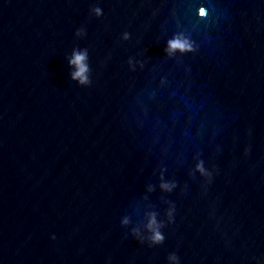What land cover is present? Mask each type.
I'll use <instances>...</instances> for the list:
<instances>
[{"label":"water","instance_id":"1","mask_svg":"<svg viewBox=\"0 0 264 264\" xmlns=\"http://www.w3.org/2000/svg\"><path fill=\"white\" fill-rule=\"evenodd\" d=\"M0 264H264V0H0Z\"/></svg>","mask_w":264,"mask_h":264},{"label":"clouds","instance_id":"2","mask_svg":"<svg viewBox=\"0 0 264 264\" xmlns=\"http://www.w3.org/2000/svg\"><path fill=\"white\" fill-rule=\"evenodd\" d=\"M97 14L99 15V9L96 10ZM188 49L187 42L181 41L179 39L173 40L169 42V50H180L184 51ZM86 59V54L83 53H77L74 54V59L71 61V64L75 65L77 67V72L74 74L73 79H79L81 83H85L87 80V77L85 76V73L87 72V66L84 63ZM161 237L159 234H156V240H160Z\"/></svg>","mask_w":264,"mask_h":264}]
</instances>
